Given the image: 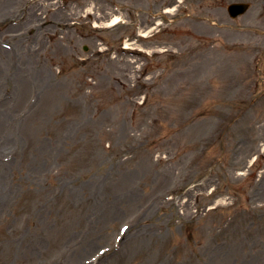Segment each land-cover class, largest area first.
Instances as JSON below:
<instances>
[{"label":"rangeland","instance_id":"1","mask_svg":"<svg viewBox=\"0 0 264 264\" xmlns=\"http://www.w3.org/2000/svg\"><path fill=\"white\" fill-rule=\"evenodd\" d=\"M0 264H264V0H0Z\"/></svg>","mask_w":264,"mask_h":264},{"label":"water","instance_id":"2","mask_svg":"<svg viewBox=\"0 0 264 264\" xmlns=\"http://www.w3.org/2000/svg\"><path fill=\"white\" fill-rule=\"evenodd\" d=\"M247 8H248V6L245 4H237V5H232L229 8V11L233 17H236L240 14L242 15V13H244Z\"/></svg>","mask_w":264,"mask_h":264},{"label":"bare ground","instance_id":"3","mask_svg":"<svg viewBox=\"0 0 264 264\" xmlns=\"http://www.w3.org/2000/svg\"><path fill=\"white\" fill-rule=\"evenodd\" d=\"M120 22V20L117 18V19H114L111 23V25H115V24H118Z\"/></svg>","mask_w":264,"mask_h":264}]
</instances>
